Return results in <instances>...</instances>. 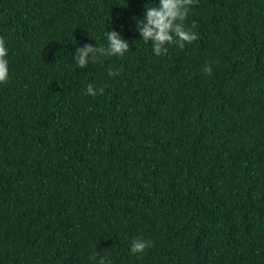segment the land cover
<instances>
[{
	"label": "trees",
	"instance_id": "trees-1",
	"mask_svg": "<svg viewBox=\"0 0 264 264\" xmlns=\"http://www.w3.org/2000/svg\"><path fill=\"white\" fill-rule=\"evenodd\" d=\"M147 3L0 0V264H264V0H196L162 56ZM121 24L124 56L73 63Z\"/></svg>",
	"mask_w": 264,
	"mask_h": 264
},
{
	"label": "clouds",
	"instance_id": "clouds-1",
	"mask_svg": "<svg viewBox=\"0 0 264 264\" xmlns=\"http://www.w3.org/2000/svg\"><path fill=\"white\" fill-rule=\"evenodd\" d=\"M196 3V0H148L145 5L143 15L134 18L135 31L139 34V40L145 44H151L152 52L156 56H162L168 51V46L175 44L179 48H184L186 43L196 40L195 32L189 30L185 26L190 9ZM124 25H119L120 31L113 29L106 31V46H94L86 43L83 46L75 48L72 53V61L79 68H85L90 63H97L101 58L124 56L130 48L129 40L126 39L121 31ZM90 38L95 36L90 35ZM205 73H211L212 68L205 64L202 69ZM10 75L8 48L5 40L0 38V84L8 81ZM108 75L115 77L118 75L116 71L109 70ZM104 88H97L94 84L89 83L86 87L85 94L97 96L103 94ZM151 246V241L143 238H134L130 245V254L143 255L145 250ZM139 258V257H138ZM95 264H112L106 255L94 253L91 257Z\"/></svg>",
	"mask_w": 264,
	"mask_h": 264
}]
</instances>
